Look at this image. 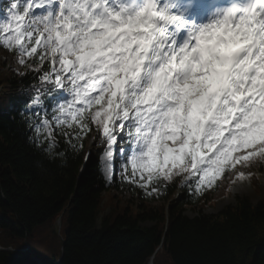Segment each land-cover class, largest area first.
<instances>
[{
  "label": "snow or ice",
  "instance_id": "obj_1",
  "mask_svg": "<svg viewBox=\"0 0 264 264\" xmlns=\"http://www.w3.org/2000/svg\"><path fill=\"white\" fill-rule=\"evenodd\" d=\"M207 2L181 0L186 16L166 0L132 9L110 0L0 3V46L39 65L29 127L50 151L57 134L82 148L94 126L107 179L118 172L150 196L174 174L201 191L226 167L264 158V0H252L247 16L233 19L229 8L200 23ZM50 6L59 11L45 13Z\"/></svg>",
  "mask_w": 264,
  "mask_h": 264
},
{
  "label": "trees",
  "instance_id": "obj_2",
  "mask_svg": "<svg viewBox=\"0 0 264 264\" xmlns=\"http://www.w3.org/2000/svg\"><path fill=\"white\" fill-rule=\"evenodd\" d=\"M33 60L17 72L0 58V79L10 85L0 98V244L12 247L0 250V264H147L160 244L155 264H264V200L254 205L238 198L207 213L217 185L190 192L192 183L174 200L162 241L164 201L181 176L157 182L151 196L118 172L107 187L93 157L76 182L94 126L82 148L57 134L49 151L47 139L29 127L35 118L22 115L32 83L39 82ZM112 188L133 199L115 202ZM189 207L198 213L189 216ZM61 214L64 239L53 227ZM25 246L30 249L20 250Z\"/></svg>",
  "mask_w": 264,
  "mask_h": 264
},
{
  "label": "rangeland",
  "instance_id": "obj_3",
  "mask_svg": "<svg viewBox=\"0 0 264 264\" xmlns=\"http://www.w3.org/2000/svg\"><path fill=\"white\" fill-rule=\"evenodd\" d=\"M0 56L11 67H15L17 69L23 67V65L19 62V54H12L9 51L0 49ZM91 142H93V140ZM90 144L95 146V144L93 143ZM235 155L238 154H234V156ZM105 172L107 173L106 167ZM240 172L243 173V176H241ZM252 172H259L260 174L264 172V158L256 157V159H254V161L249 165L245 163H237L231 169V172L228 177L221 178L220 187L214 195L215 202L212 203L208 208H206V210L217 211L221 209L224 205L235 202L236 194L248 195L254 202L264 197V189L261 191H256L253 183L251 182L249 174ZM238 175H240L241 177H239ZM113 194H115V200H119L121 203H127L124 199L128 198L129 195L122 196L124 198L123 199L116 193L115 190ZM187 212L189 214H194L196 211L193 209H188ZM99 219L101 220V217Z\"/></svg>",
  "mask_w": 264,
  "mask_h": 264
},
{
  "label": "clouds",
  "instance_id": "obj_4",
  "mask_svg": "<svg viewBox=\"0 0 264 264\" xmlns=\"http://www.w3.org/2000/svg\"><path fill=\"white\" fill-rule=\"evenodd\" d=\"M49 155L51 156L52 154H51V153H49Z\"/></svg>",
  "mask_w": 264,
  "mask_h": 264
}]
</instances>
